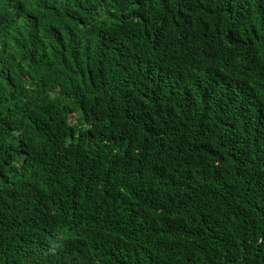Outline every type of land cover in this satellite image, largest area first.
I'll list each match as a JSON object with an SVG mask.
<instances>
[{"label": "trees", "instance_id": "16d2710c", "mask_svg": "<svg viewBox=\"0 0 264 264\" xmlns=\"http://www.w3.org/2000/svg\"><path fill=\"white\" fill-rule=\"evenodd\" d=\"M0 264H264V0H0Z\"/></svg>", "mask_w": 264, "mask_h": 264}]
</instances>
